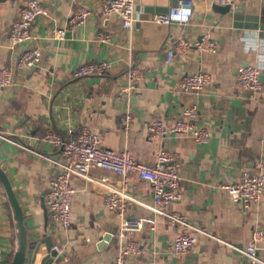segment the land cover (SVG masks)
Instances as JSON below:
<instances>
[{"label":"crops","instance_id":"1","mask_svg":"<svg viewBox=\"0 0 264 264\" xmlns=\"http://www.w3.org/2000/svg\"><path fill=\"white\" fill-rule=\"evenodd\" d=\"M44 1L49 14L37 17L33 28L34 42L42 46L40 61L31 70L17 72L13 86H0V165L25 209L28 253L51 234L45 227L42 199L57 166L39 153L61 158L60 146L50 134L66 138L71 129L85 126L98 133L104 147L120 151L128 145L144 163H155L164 147L178 155L181 198L161 208L185 215L194 227L171 223L158 213L154 188L137 171H130L128 190L133 199L126 203V214L153 217L155 227L131 233L141 250L129 252L128 263L244 264L248 257L240 248L252 243L256 227H264V196L247 205L236 203L223 184L238 181L246 169L257 171L264 161V93L242 86L236 74L245 64L264 73V29L237 26L232 15L235 10L264 14V0H237L227 13L213 9L217 0H192L194 12L203 16L202 20L192 16L189 24L154 22L150 15L156 12L146 11L147 4L137 0L138 22L131 31L122 28L117 16L103 15L99 0ZM23 2H0V62L7 67L24 47L9 40L11 23ZM81 5L92 13L85 23L70 29L68 19ZM57 27L67 28L65 38L55 35ZM98 32L108 38L99 39ZM182 35L189 39V49L167 61V43ZM201 35L215 41L216 51L194 45ZM106 59L111 67L105 74L72 76L80 64ZM132 67L141 77L128 94L126 75ZM199 69L212 76L211 82L199 92L177 91L182 74ZM129 99L134 119L125 128L119 118ZM192 104L198 112L194 119L182 112ZM20 117L25 121L16 126ZM156 117H164L168 127L182 119L196 121L211 132V138L199 143L191 133L172 131L150 136L147 123ZM89 176L94 180L72 177L76 191L70 228L61 236L51 234L61 245L55 257L61 264H109L118 251L120 218L104 207L108 189L98 181L107 177L113 182L118 174L93 166ZM184 231L194 234L196 243L179 253L173 240ZM107 232H112L110 241L98 244ZM258 245L264 258V238ZM39 246L35 263L47 253L44 242ZM15 249L12 211L0 183V256L9 263Z\"/></svg>","mask_w":264,"mask_h":264},{"label":"built area","instance_id":"2","mask_svg":"<svg viewBox=\"0 0 264 264\" xmlns=\"http://www.w3.org/2000/svg\"><path fill=\"white\" fill-rule=\"evenodd\" d=\"M237 0H217L220 4H230L234 6ZM52 1L51 3H53ZM101 3V13L103 15L113 14L121 21L123 29L131 31L137 24V0H99ZM192 0H178L176 5L170 7L167 12L153 13L150 19L157 23L181 22L191 23L193 16ZM92 13L87 5H81L68 19V27L76 29ZM49 14V5L44 0H24L19 16L11 23L9 40L12 45L23 44V49L19 50L15 63L7 67L0 62V86H13L17 79V72L31 70L38 64L42 54V46L34 42L33 28L39 16ZM66 27H57L55 35L65 38ZM97 37L101 40L108 38L103 32H98ZM176 42L167 43L165 47L167 61H174L180 54L186 52L190 47L189 39L185 35L179 37ZM197 48L202 50L216 51V43L206 35L194 42ZM111 67V60H88L80 64L73 72L75 78L88 77L89 75H103ZM236 74L239 83L244 87H249L264 93V80L261 78V70L256 65L245 64L237 68ZM127 84L125 89L131 94L135 88L141 74L136 67L127 71ZM212 76L204 71H186L178 83L177 91H194L205 88L211 82ZM182 112L191 119L197 118V106L192 104L182 108ZM120 122L129 127L134 119L131 111V100L126 102L124 110L121 112ZM147 131L150 136H163L172 132H188L195 136L196 140L207 142L211 138V132L201 126L196 121L178 120L172 127H168L165 118H152L147 123ZM69 135L64 138L59 134H50L54 142L60 146L61 158H55L43 153L41 157L54 162L57 166L56 173L50 180L48 191L44 199L49 208L48 227L53 235H64L68 231L72 218V204L76 191L72 177L82 176L93 181L89 176L90 168L93 166L114 170L118 178L110 182L107 177H102L98 181L103 183L108 189L104 197V207L108 211L115 212L120 218V228L117 233L118 251L109 264H130L126 261V256L131 251H140L141 243L131 238V233L136 230L154 228L153 217H141L126 214V203L133 199L128 190V176L130 171H137L139 177L148 181L154 188V206L158 213L162 214L171 223L188 225L194 227L186 216L177 211H168L161 208L165 204L181 198L180 182L181 177L178 168V155L173 150L166 147L160 148L155 163L141 162L135 158L129 146L116 151L106 148L101 144V139L95 131L88 127L79 130H70ZM0 136H2L0 134ZM230 199L233 202L249 204L256 202L264 196V161L258 164L257 171L246 169L242 172L238 181L223 184ZM264 238V227L258 226L251 232V244L241 251L247 255L244 264H264V258L259 253V241ZM196 236L184 231L173 240L174 250L185 253L192 249L196 243ZM53 248L61 250V245L54 242ZM0 264H9L0 256Z\"/></svg>","mask_w":264,"mask_h":264},{"label":"water","instance_id":"3","mask_svg":"<svg viewBox=\"0 0 264 264\" xmlns=\"http://www.w3.org/2000/svg\"><path fill=\"white\" fill-rule=\"evenodd\" d=\"M6 0H0L3 2ZM141 2L147 4L145 6L146 11L148 12H167L169 11L171 5H176L178 0H141ZM213 9L220 11L222 13L231 12L232 6L230 4H220L216 2L213 5ZM203 13L199 10L193 13V17L201 19ZM234 23L237 26L248 28V29H264V14L260 13H250L235 10L233 12ZM202 20V19H201ZM202 36V35H201ZM199 38H201L199 36ZM261 78L264 80V73H261ZM25 121V117H20L19 121L16 123V126H21L22 122ZM0 183L3 187V190L6 192L7 200L9 207L12 211L13 223L15 228V246L16 249L10 260L9 264H61L58 261H55V257L58 255L59 251L53 248L54 240L51 234L45 235L41 238L40 241L35 245V250L32 254L28 253L29 250V233L28 227L25 219V209L20 202L17 191L14 190V186L9 177L8 172L0 165ZM42 206L45 209V227L48 225L49 219V208H47L45 199H42ZM112 238V232L105 233L103 239L99 241L98 244H106ZM45 243L47 247V253L42 257V259L35 263L36 253L40 248L41 243ZM55 261V262H54Z\"/></svg>","mask_w":264,"mask_h":264}]
</instances>
